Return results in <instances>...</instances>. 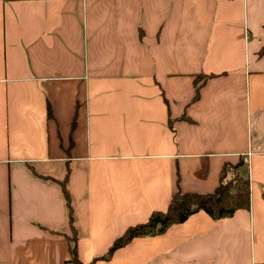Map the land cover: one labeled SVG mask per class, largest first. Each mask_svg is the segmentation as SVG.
I'll list each match as a JSON object with an SVG mask.
<instances>
[{
	"label": "crops",
	"instance_id": "1",
	"mask_svg": "<svg viewBox=\"0 0 264 264\" xmlns=\"http://www.w3.org/2000/svg\"><path fill=\"white\" fill-rule=\"evenodd\" d=\"M240 159L248 209L100 259ZM74 238L82 264H264V0H0V264H74Z\"/></svg>",
	"mask_w": 264,
	"mask_h": 264
},
{
	"label": "trees",
	"instance_id": "2",
	"mask_svg": "<svg viewBox=\"0 0 264 264\" xmlns=\"http://www.w3.org/2000/svg\"><path fill=\"white\" fill-rule=\"evenodd\" d=\"M198 78L200 77L194 79V98L198 97L199 87L204 81L203 77L201 78L202 80ZM47 114L49 117L52 116L49 108ZM74 122L75 120H73L71 128ZM242 163L243 161L240 159L234 165L224 164L219 175V184L212 192L206 194L183 192L178 187L171 196V200L165 210L153 211L150 213L146 222L127 227L125 232L112 242L108 251L104 256L100 257V259H108L115 250L126 245L129 241L134 239V237H145L163 233L170 225L185 221L189 216L199 210L207 212L213 219L219 220L224 217L232 216L236 212V209H248L250 203V182L238 174H236L234 178L226 179L228 169L234 171ZM65 173L62 180L54 181L59 184L62 189L69 217V228L70 231H72L73 237H76L72 216L73 208L67 187H65L69 175L67 169ZM72 241L73 247L71 248L70 261L74 264H82L76 258L75 238Z\"/></svg>",
	"mask_w": 264,
	"mask_h": 264
},
{
	"label": "rangeland",
	"instance_id": "3",
	"mask_svg": "<svg viewBox=\"0 0 264 264\" xmlns=\"http://www.w3.org/2000/svg\"><path fill=\"white\" fill-rule=\"evenodd\" d=\"M198 79H201V78H198ZM236 174H237L236 170L233 171L232 169H228V173H227V176H226L227 178L226 179L234 178L236 176ZM71 235H72V231H70V237H71Z\"/></svg>",
	"mask_w": 264,
	"mask_h": 264
}]
</instances>
